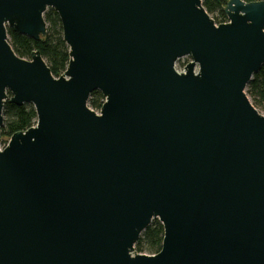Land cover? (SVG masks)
Masks as SVG:
<instances>
[{
  "label": "water",
  "instance_id": "1",
  "mask_svg": "<svg viewBox=\"0 0 264 264\" xmlns=\"http://www.w3.org/2000/svg\"><path fill=\"white\" fill-rule=\"evenodd\" d=\"M48 7L69 48L57 77L7 34L38 40ZM223 10L217 24L202 0H0V127L8 97L36 113L0 148V264H264V113L245 93L264 0ZM154 218L160 250L133 253Z\"/></svg>",
  "mask_w": 264,
  "mask_h": 264
},
{
  "label": "trees",
  "instance_id": "2",
  "mask_svg": "<svg viewBox=\"0 0 264 264\" xmlns=\"http://www.w3.org/2000/svg\"><path fill=\"white\" fill-rule=\"evenodd\" d=\"M252 1V0H245ZM227 0H202L205 10L212 16L215 23L227 21V16L223 10ZM216 14V16H214ZM47 24L46 34L38 40L14 31L7 26L8 40L14 52L23 58L29 59L33 50H38L50 69L53 76L57 77L63 73L69 61V48L66 45L62 26L58 13L48 7L43 14ZM246 94L257 110L264 112V64L259 70L253 73L248 81ZM10 96V95H9ZM104 100L100 91L91 92L87 101L91 109H100ZM3 122L0 127V137L9 138L14 132L25 130L35 124L36 113L30 103L16 105L9 102V97L5 100L2 110ZM163 239V227L157 218L141 232L138 240L134 244L135 252L157 253L161 248Z\"/></svg>",
  "mask_w": 264,
  "mask_h": 264
},
{
  "label": "rangeland",
  "instance_id": "3",
  "mask_svg": "<svg viewBox=\"0 0 264 264\" xmlns=\"http://www.w3.org/2000/svg\"><path fill=\"white\" fill-rule=\"evenodd\" d=\"M214 16H216V14H214ZM212 17V16H211ZM228 20V19H227ZM191 60V58L189 57V56H183V57H180L179 59H177L176 60V62H175V65H174V67H175V69L177 70V71H179V72H182L183 70H184V66L186 65V63L187 62H189ZM245 93H246V91H245ZM247 95V94H246ZM248 96V95H247ZM249 97V96H248ZM250 102H251V100H249ZM92 110H94V109H92ZM95 112H99V109H97V110H94ZM264 113V112H263ZM8 139L9 138H7V137H0V148H3L5 145H6V143H7V141H8ZM133 253H139V252H135V250H134V252Z\"/></svg>",
  "mask_w": 264,
  "mask_h": 264
}]
</instances>
